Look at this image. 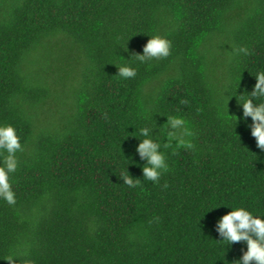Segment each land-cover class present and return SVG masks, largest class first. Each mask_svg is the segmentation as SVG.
Here are the masks:
<instances>
[{
    "label": "trees",
    "instance_id": "obj_1",
    "mask_svg": "<svg viewBox=\"0 0 264 264\" xmlns=\"http://www.w3.org/2000/svg\"><path fill=\"white\" fill-rule=\"evenodd\" d=\"M152 35L170 56L127 61ZM123 64L137 75L118 77ZM258 71L264 0H0V124L23 144L16 204L0 200V264H235L246 243L220 242L231 209L214 206L264 214V150L227 115L242 118ZM165 116L195 147L168 149L153 183L137 138Z\"/></svg>",
    "mask_w": 264,
    "mask_h": 264
},
{
    "label": "clouds",
    "instance_id": "obj_2",
    "mask_svg": "<svg viewBox=\"0 0 264 264\" xmlns=\"http://www.w3.org/2000/svg\"><path fill=\"white\" fill-rule=\"evenodd\" d=\"M147 44L143 48V54L131 55L141 64L151 63L154 60L167 58L171 54V41L160 35L149 36ZM237 55H248L246 47L235 49ZM126 60V59H125ZM118 68V77L122 79L134 78L136 69L130 64L115 65ZM256 84L251 92L238 94V106L242 109V118L229 115V120H235V128L242 119L250 129L257 147L264 150V71L255 74ZM240 87V85H239ZM227 93V92H225ZM223 94L225 97L228 95ZM232 99V98H231ZM230 99V100H231ZM229 100V101H230ZM227 101V107L229 104ZM167 122L163 126H145L139 129L140 142L136 153L146 163L142 166L143 179L153 183H159L161 176L169 171L166 152L172 149H194L192 142L194 133L188 128L186 121L179 116H165ZM251 118V123H248ZM136 132V131H135ZM23 150V144L17 129L11 124H0V200L8 205L16 204V193L13 189L12 177L17 172L19 161L17 153ZM123 184L131 188L139 185L140 179L133 178L128 168L121 174ZM167 187V185H165ZM226 207L231 209L217 222L216 230L222 240L230 247L235 243L245 242L246 251L235 264H264V214H255L244 206L224 205L214 206V209ZM210 212V211H209ZM7 264H16L14 256L6 258ZM27 264V262H26Z\"/></svg>",
    "mask_w": 264,
    "mask_h": 264
}]
</instances>
